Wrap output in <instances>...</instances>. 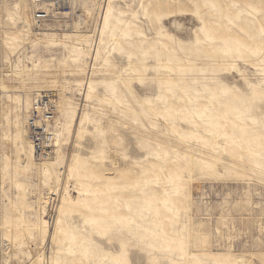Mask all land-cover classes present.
<instances>
[{
    "label": "rangeland",
    "instance_id": "obj_1",
    "mask_svg": "<svg viewBox=\"0 0 264 264\" xmlns=\"http://www.w3.org/2000/svg\"><path fill=\"white\" fill-rule=\"evenodd\" d=\"M32 5L0 0V264H264V0Z\"/></svg>",
    "mask_w": 264,
    "mask_h": 264
},
{
    "label": "built area",
    "instance_id": "obj_2",
    "mask_svg": "<svg viewBox=\"0 0 264 264\" xmlns=\"http://www.w3.org/2000/svg\"><path fill=\"white\" fill-rule=\"evenodd\" d=\"M79 0H42L35 14L36 31L49 21L60 16H71L72 6ZM67 16V17H68ZM42 25V26H41ZM40 26V27H39ZM44 28V27H43ZM56 115V101L49 96H42L36 102L27 126L30 131V137L35 142L36 154L39 159H46L53 152L52 146L43 142L49 140L48 128Z\"/></svg>",
    "mask_w": 264,
    "mask_h": 264
},
{
    "label": "bare ground",
    "instance_id": "obj_3",
    "mask_svg": "<svg viewBox=\"0 0 264 264\" xmlns=\"http://www.w3.org/2000/svg\"><path fill=\"white\" fill-rule=\"evenodd\" d=\"M41 1H42V0H33V5H32V6H33V7H32V8H33V11H32V12H33V13H32V21H33V25H34V27H35L34 19H35L36 10H37V8L39 7V3H40ZM75 4H76V3H75ZM75 4H74V5H75ZM74 5H73V6H74ZM83 17H85V14H81V15H79V17L77 18V21H78L77 24H78V26H83V24L85 23ZM55 19H57V18H54V19H52V20H55ZM52 20H51V21H52ZM51 21H49V22H51ZM49 22H47V23H49ZM47 23H46V24H47ZM46 24H45V25H46ZM45 25H44V26H45ZM41 26H42V25H41ZM44 26H43V27H44ZM39 27H40V26H39ZM43 27H42V28H43ZM40 30H41V29H40ZM40 30H38V31H40Z\"/></svg>",
    "mask_w": 264,
    "mask_h": 264
}]
</instances>
